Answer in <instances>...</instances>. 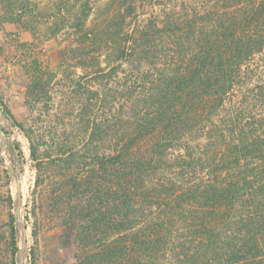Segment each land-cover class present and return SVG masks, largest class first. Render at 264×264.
I'll list each match as a JSON object with an SVG mask.
<instances>
[{
	"label": "trees",
	"instance_id": "obj_1",
	"mask_svg": "<svg viewBox=\"0 0 264 264\" xmlns=\"http://www.w3.org/2000/svg\"><path fill=\"white\" fill-rule=\"evenodd\" d=\"M215 3H183V15L121 35L118 60L145 64L127 81L128 125L99 122L96 94L80 112L83 135L56 155L25 132L35 241L46 217L76 264H264V0ZM111 28L93 29V42ZM29 71V106L46 111L53 73L38 58ZM0 107L20 128L1 95ZM10 228L16 264L13 214ZM29 257L38 264L33 248Z\"/></svg>",
	"mask_w": 264,
	"mask_h": 264
},
{
	"label": "rangeland",
	"instance_id": "obj_2",
	"mask_svg": "<svg viewBox=\"0 0 264 264\" xmlns=\"http://www.w3.org/2000/svg\"><path fill=\"white\" fill-rule=\"evenodd\" d=\"M215 1L0 0V95L20 126H13L0 114V132L7 138L4 145L0 142V264H12L10 222L11 214L15 219L16 181L21 180L22 213L26 218L37 178L25 132H36L35 143L44 144L43 149L56 155L59 147H67L74 140L75 134L79 138L83 135L77 131L80 112L86 100L96 94L99 122L120 123L122 128L123 124L128 125L137 98L125 96L127 81L136 67L145 64L130 56L118 60V51L123 47L119 42L121 35L163 21L165 13L183 15L184 4L201 2L214 6ZM21 7L26 8L20 10ZM19 19L21 23H17ZM109 22L114 28L93 42L92 30ZM80 25L84 27L78 28ZM34 58L48 66L54 76L51 101L46 103L41 98L38 103L39 107L47 104L46 111L29 106V68ZM16 143L23 152L20 160L14 151ZM30 218L32 222L31 215ZM27 233L29 248L35 250L38 264H76V248L61 246L62 230L49 218L43 217L37 241L32 237L31 224ZM16 238L19 247L18 232ZM17 253L18 250L16 264ZM28 259L30 264L31 257Z\"/></svg>",
	"mask_w": 264,
	"mask_h": 264
},
{
	"label": "water",
	"instance_id": "obj_3",
	"mask_svg": "<svg viewBox=\"0 0 264 264\" xmlns=\"http://www.w3.org/2000/svg\"><path fill=\"white\" fill-rule=\"evenodd\" d=\"M0 114L2 117H4L3 111L0 107ZM6 136L0 132V142L4 145L6 142ZM15 204V220H16V228L17 232L19 233L21 243L18 247V253H17V264H29V241H28V227H27V220L23 216L22 213V186H21V180L17 179L16 181V195L14 199ZM21 228V229H20ZM22 231V235H20Z\"/></svg>",
	"mask_w": 264,
	"mask_h": 264
}]
</instances>
